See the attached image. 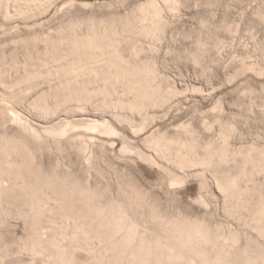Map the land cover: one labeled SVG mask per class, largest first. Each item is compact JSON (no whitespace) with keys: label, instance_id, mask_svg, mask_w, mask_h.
<instances>
[{"label":"bare ground","instance_id":"obj_1","mask_svg":"<svg viewBox=\"0 0 264 264\" xmlns=\"http://www.w3.org/2000/svg\"><path fill=\"white\" fill-rule=\"evenodd\" d=\"M161 1L174 12L183 6L137 0L138 24L93 20L89 31L68 19L88 6L80 0H0V264H264V143L245 144L222 120L224 86L264 67L242 63L225 74L222 42L210 37L198 46L214 44L223 80L169 81L158 58L140 62L135 46L163 29ZM55 17L51 39L43 32ZM13 31L55 53L7 62ZM188 59L201 65L199 53ZM186 108L198 128L178 117ZM258 115L264 120V103ZM110 155L125 164L114 184L96 164ZM138 162L158 179L134 174Z\"/></svg>","mask_w":264,"mask_h":264},{"label":"rangeland","instance_id":"obj_2","mask_svg":"<svg viewBox=\"0 0 264 264\" xmlns=\"http://www.w3.org/2000/svg\"><path fill=\"white\" fill-rule=\"evenodd\" d=\"M80 1L88 3V6H79L75 11H71L68 14V19L71 21L83 19L86 21L85 25L87 26L84 28L89 31L92 27L89 22L93 20V24L102 21L109 26L119 23L117 25L118 27H120V23L121 25L124 24L128 26L134 23L135 20L137 24L139 23L138 16L140 13L137 8L139 6L137 0L128 1L126 4L117 3L115 0ZM165 3L166 2L162 1L158 2L162 9L163 21H165L162 24L164 27L160 30L161 32H156V36L152 34L146 36L147 38H137L138 40L136 39L135 46L143 47V54L139 57L140 62H151L150 60H152L153 57L158 58V65H161L162 69L161 75L169 78V81L173 82L174 80V82L176 81V83H178L180 79H184L183 81L188 82L191 78L205 81V78L208 76H211L212 82L217 83L222 81L223 79L220 77V74L219 76H214V68L217 66V61L212 52H215L213 43L217 39H220L222 42L219 46V50L221 56H224L225 63L227 62V65L225 64L227 67L225 66L224 69L225 74L232 75L235 67H239L242 63L246 66L249 64V66L264 67V0H182L183 6L180 8V12H176V10L175 12L171 11L168 9V4L165 5ZM240 10L242 12V17L239 21L236 12ZM237 22H239V24H237ZM87 23L90 24V26ZM224 24L230 27L231 30H226ZM57 25L58 18L55 17L54 22H50L46 25V29L50 30V32L46 33L44 31L43 35L47 34L51 39H55L56 32L54 27ZM235 27H237L236 30ZM125 28L126 27H124V29ZM35 30L38 32L41 31L39 28H35ZM29 32L31 33L32 30ZM208 33H210V35ZM128 34L129 32L127 31L125 34L121 33L120 35L126 37ZM210 37L213 43H207L209 46L201 49L198 46V39L207 40L208 38L210 39ZM213 37H215V40ZM11 39L19 40L20 42L9 44ZM3 50L7 56V62L22 57L34 63L37 60V55L43 56L55 53V49L50 47L46 49L43 41H40L34 36L26 37L24 32L16 31L10 32L9 36H6V43L3 46ZM198 53L201 59V65H194L188 58L190 54ZM237 59L238 61H236ZM61 62L62 61H60V63ZM94 64L102 66V62L100 61ZM202 65L209 67L206 75L202 74ZM42 68L44 69L45 67ZM260 74L261 73L250 70V72L247 71L244 75L242 74L233 78V84L231 83L230 85L224 86L223 101L228 105V110L227 113L222 116L223 123L228 124L229 122L235 124L237 130L242 133V136H239V140H242L245 144L251 142L264 143V120H260V115H258L259 109L263 107L264 103V73ZM159 79L163 80L164 77H159ZM86 81V79H81V85L84 86L85 84L83 83H86ZM250 103H252V105ZM183 105L188 107V104L184 103ZM178 117L188 118L197 128L200 125L199 120L192 117L191 108L183 110ZM210 120L213 121V119ZM159 124L163 125L162 123ZM215 126L218 127V124ZM99 149L104 156L108 154L105 145L101 146ZM108 159L109 163L102 159L96 164L104 176L111 178L114 184V170L116 169L117 171L125 167V164L118 158L108 157ZM137 168L138 169L134 170V174L139 176V171H141L143 175L147 177L146 180L155 181L159 177L157 172L151 171L144 163L138 162ZM141 180L143 183H146L143 179ZM196 191L197 184L194 182L189 184L186 191L187 194L185 193L183 199L187 200L190 196L195 195Z\"/></svg>","mask_w":264,"mask_h":264}]
</instances>
